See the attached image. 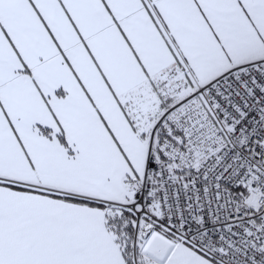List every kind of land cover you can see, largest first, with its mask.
Instances as JSON below:
<instances>
[{"label": "snow or ice", "instance_id": "1", "mask_svg": "<svg viewBox=\"0 0 264 264\" xmlns=\"http://www.w3.org/2000/svg\"><path fill=\"white\" fill-rule=\"evenodd\" d=\"M0 264H264V0H0Z\"/></svg>", "mask_w": 264, "mask_h": 264}]
</instances>
